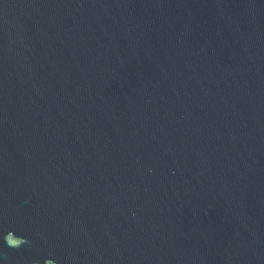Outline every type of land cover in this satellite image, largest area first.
<instances>
[{"label": "water", "instance_id": "water-1", "mask_svg": "<svg viewBox=\"0 0 264 264\" xmlns=\"http://www.w3.org/2000/svg\"><path fill=\"white\" fill-rule=\"evenodd\" d=\"M0 264H264V0H0Z\"/></svg>", "mask_w": 264, "mask_h": 264}]
</instances>
